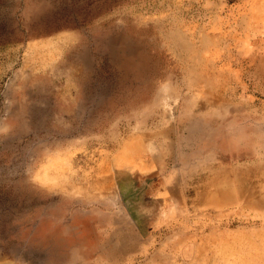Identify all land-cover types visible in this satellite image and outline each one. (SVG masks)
<instances>
[{
    "label": "rangeland",
    "instance_id": "1",
    "mask_svg": "<svg viewBox=\"0 0 264 264\" xmlns=\"http://www.w3.org/2000/svg\"><path fill=\"white\" fill-rule=\"evenodd\" d=\"M242 263L264 0H0V264Z\"/></svg>",
    "mask_w": 264,
    "mask_h": 264
},
{
    "label": "bare ground",
    "instance_id": "2",
    "mask_svg": "<svg viewBox=\"0 0 264 264\" xmlns=\"http://www.w3.org/2000/svg\"><path fill=\"white\" fill-rule=\"evenodd\" d=\"M262 252H263V251H262ZM241 256H243V255H241ZM241 256H240V258H241ZM244 257H245V256H244ZM240 258H239V259H240ZM245 260H246V259H245ZM239 262H240V261H239ZM245 262H246V261H245ZM242 264H243V263H242Z\"/></svg>",
    "mask_w": 264,
    "mask_h": 264
}]
</instances>
